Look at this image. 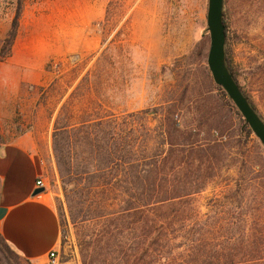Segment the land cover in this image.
Masks as SVG:
<instances>
[{
    "label": "rangeland",
    "instance_id": "obj_1",
    "mask_svg": "<svg viewBox=\"0 0 264 264\" xmlns=\"http://www.w3.org/2000/svg\"><path fill=\"white\" fill-rule=\"evenodd\" d=\"M18 1L17 33L0 62V143L34 145L61 226L55 264L133 263L115 245L120 203L110 170L75 134L111 114L110 144L120 137L149 155L170 122L173 142L188 136L194 148L212 149L176 169L178 182L192 186L207 176L176 204L178 239L219 244L197 253L264 264V147L207 66L208 0H0V48ZM223 13L236 80L264 117V0H224ZM56 126L67 128L63 164ZM0 264L26 262L0 246Z\"/></svg>",
    "mask_w": 264,
    "mask_h": 264
},
{
    "label": "trees",
    "instance_id": "obj_2",
    "mask_svg": "<svg viewBox=\"0 0 264 264\" xmlns=\"http://www.w3.org/2000/svg\"><path fill=\"white\" fill-rule=\"evenodd\" d=\"M20 5L21 2L18 1L11 27L0 48V62L10 55L11 43L19 25ZM224 24L227 31L225 19ZM5 44L8 45V49L4 52ZM226 58L236 78L227 48ZM217 87L226 96L223 89L220 86ZM250 102L257 110L254 103ZM260 116L264 119L261 114ZM115 121L116 116L111 114L110 117L99 118L94 122L84 124L75 131L77 138L89 141L92 146V159L104 163V167L110 170L107 183L110 182L109 184L115 191V197H117L116 201L120 203V209L116 211L117 222L114 226L117 241L115 245L121 251L125 250L130 253V256H133L131 264H139V260H141V264H224V260L225 264H235V258H224V253H197L195 251L196 247H200V245L213 248L217 247L218 243L208 240L197 241L188 237L185 240L178 239L177 205L180 200H188L192 194L202 190L207 176H205L206 178L201 177L198 184L192 186L188 183L193 181L188 178L183 179V182H178L176 169L182 163L189 166L193 159L202 161L211 157L212 155L209 153L212 149L194 148L192 142H187L189 141L188 136L180 142H173L171 136L176 128L174 123L169 122L165 126L167 128H162L160 132L162 136L167 134V140L163 136L159 142L153 143L152 153L146 155L144 152L146 148L135 146L130 148L126 141L120 137L116 143H109L112 137L110 128ZM66 132L67 128L56 126L53 133L54 151L60 164L65 162L61 157L60 141ZM246 132L252 134L247 125ZM166 143L169 147L163 155L164 148L162 147ZM177 146H181L178 149L182 153L181 158H178L179 152L176 153ZM209 149L210 151H208ZM167 152L168 155H166ZM92 174L93 177L98 178L95 172ZM124 230L126 231L125 235ZM0 246L17 258H21L8 246L1 235ZM248 260L251 261L252 258ZM24 261L28 264L26 260ZM126 264H129L127 260Z\"/></svg>",
    "mask_w": 264,
    "mask_h": 264
},
{
    "label": "crops",
    "instance_id": "obj_3",
    "mask_svg": "<svg viewBox=\"0 0 264 264\" xmlns=\"http://www.w3.org/2000/svg\"><path fill=\"white\" fill-rule=\"evenodd\" d=\"M38 179L43 181L42 166L32 143H0V235L28 264H50L61 226L46 187L33 195Z\"/></svg>",
    "mask_w": 264,
    "mask_h": 264
},
{
    "label": "water",
    "instance_id": "obj_4",
    "mask_svg": "<svg viewBox=\"0 0 264 264\" xmlns=\"http://www.w3.org/2000/svg\"><path fill=\"white\" fill-rule=\"evenodd\" d=\"M224 0H208L206 25L209 32L210 44L206 62L214 82L220 86L233 102L253 134L264 147V119L251 104L231 71L226 58V27L224 24ZM45 191L39 186L33 195Z\"/></svg>",
    "mask_w": 264,
    "mask_h": 264
},
{
    "label": "built area",
    "instance_id": "obj_5",
    "mask_svg": "<svg viewBox=\"0 0 264 264\" xmlns=\"http://www.w3.org/2000/svg\"><path fill=\"white\" fill-rule=\"evenodd\" d=\"M36 186H44V182L42 181V179H38L36 181ZM56 252L55 250H52L50 253H49V262L50 264H55L56 263Z\"/></svg>",
    "mask_w": 264,
    "mask_h": 264
}]
</instances>
